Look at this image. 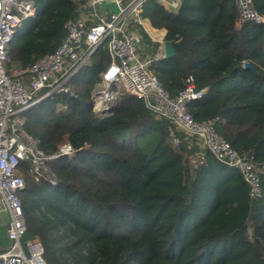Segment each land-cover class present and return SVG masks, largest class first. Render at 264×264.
Here are the masks:
<instances>
[{"label": "trees", "instance_id": "obj_1", "mask_svg": "<svg viewBox=\"0 0 264 264\" xmlns=\"http://www.w3.org/2000/svg\"><path fill=\"white\" fill-rule=\"evenodd\" d=\"M35 2L10 44L8 69L53 51L66 21L81 15L72 0ZM252 3L264 15V0ZM142 15L173 46V56L148 66L162 87L175 96L191 76L206 89L187 103L192 117L264 164V24L239 23L234 0H179L175 12L148 0ZM109 60L99 47L67 79L70 92L24 111V128L45 153L63 143L75 150L49 164L56 186L22 163L24 237L40 239L48 264H264V173L262 196L252 200L238 170L209 151L189 167L200 154L196 139L125 91L109 116L98 115L91 94Z\"/></svg>", "mask_w": 264, "mask_h": 264}, {"label": "built area", "instance_id": "obj_2", "mask_svg": "<svg viewBox=\"0 0 264 264\" xmlns=\"http://www.w3.org/2000/svg\"><path fill=\"white\" fill-rule=\"evenodd\" d=\"M72 1L81 9V15L66 21V34L56 48L29 66L8 69L10 44L26 20L35 16L37 5L35 0H0V201L10 213L7 235L11 241L0 251V264H48L38 237L27 239L26 250L21 245L26 223L18 196L25 186L20 168L26 163L33 178L46 177L56 186V178L47 175L49 164L60 157L72 156L75 150L69 143H63L55 152L45 153L38 138L25 130L24 111L45 97L70 92L67 79L99 47H106L110 60L91 94L93 110L98 115L109 116L123 91L142 99L157 117L168 119L186 137L196 139L199 162L203 159L202 152L209 151L220 163L238 170L252 200L260 199L264 164L238 153L210 121H197L187 110V103L201 98L206 89L197 88L189 76L184 88L170 96L148 69L153 60L165 57L164 41L158 43L153 53L143 52L142 14L148 0ZM157 2L172 12L179 6V0ZM234 3L239 23L264 24V15L254 8L252 0ZM120 84L125 90L119 88Z\"/></svg>", "mask_w": 264, "mask_h": 264}, {"label": "crops", "instance_id": "obj_3", "mask_svg": "<svg viewBox=\"0 0 264 264\" xmlns=\"http://www.w3.org/2000/svg\"><path fill=\"white\" fill-rule=\"evenodd\" d=\"M141 31H143L150 39V43H147L149 45H146L143 38V43H144V44L142 43L144 48L143 52L145 54H151L156 50L158 43L160 41H164V36L166 31L164 28L153 27L147 18H145L143 22V28L141 29ZM194 160L197 163L198 158L196 156H193L190 158L189 161L191 163ZM9 220H10V213L6 209L4 203L0 201V251L4 250L11 244V241L7 235V226Z\"/></svg>", "mask_w": 264, "mask_h": 264}, {"label": "water", "instance_id": "obj_4", "mask_svg": "<svg viewBox=\"0 0 264 264\" xmlns=\"http://www.w3.org/2000/svg\"><path fill=\"white\" fill-rule=\"evenodd\" d=\"M164 54H165L166 58H169V57L173 56V54H174L173 46H172V43L170 41L164 42ZM243 66L245 68H249L251 70H254V66L249 62H245L243 64Z\"/></svg>", "mask_w": 264, "mask_h": 264}, {"label": "rangeland", "instance_id": "obj_5", "mask_svg": "<svg viewBox=\"0 0 264 264\" xmlns=\"http://www.w3.org/2000/svg\"><path fill=\"white\" fill-rule=\"evenodd\" d=\"M111 10H114V9H111ZM119 88L120 89H122V90H125L124 89V86L123 85H121L120 84V86H119ZM59 104H57V106H58ZM196 160V159H195ZM192 161L190 164H189V167H194V165L196 164V161ZM191 169V168H190ZM24 176V175H23ZM26 241H27V239L25 238V237H23L22 239H21V245H22V247L26 250Z\"/></svg>", "mask_w": 264, "mask_h": 264}]
</instances>
